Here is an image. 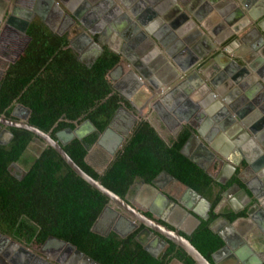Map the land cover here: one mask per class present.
Instances as JSON below:
<instances>
[{"label": "trees", "instance_id": "1", "mask_svg": "<svg viewBox=\"0 0 264 264\" xmlns=\"http://www.w3.org/2000/svg\"><path fill=\"white\" fill-rule=\"evenodd\" d=\"M26 33L31 39L24 53L8 66L0 80V115L15 119L13 109L21 104L30 109L28 123L54 138L57 132L90 120L95 130L72 139L63 148L84 171L122 197L137 178L150 183L163 172L199 192L211 203L209 218L187 237L212 261L223 240L210 224L218 216L214 209L229 183L220 184L182 152L190 130L184 128L167 143L148 121L138 122L117 157L100 172L87 156L120 108V99L112 95L107 80L108 70L118 57L106 53L92 62L82 61L63 37L39 18L30 22ZM10 131L11 140L0 144V231L24 243L45 231L74 244L102 264H168L170 257L195 264L175 245L158 260L145 257L133 235L101 236L73 223L79 205L99 212L107 197L77 176L52 147L46 148L20 178L21 172L11 164L29 163L26 148L33 133L17 127ZM235 217L228 215L229 219Z\"/></svg>", "mask_w": 264, "mask_h": 264}, {"label": "crops", "instance_id": "2", "mask_svg": "<svg viewBox=\"0 0 264 264\" xmlns=\"http://www.w3.org/2000/svg\"><path fill=\"white\" fill-rule=\"evenodd\" d=\"M122 1L127 2L128 0ZM165 1L156 0L155 4L150 5L147 3V5L138 6L137 8L139 17L144 22L141 30H151L153 34L158 35L163 43H165L157 44V47L160 49L161 54L168 58L167 64H154V61L159 59L157 47L155 50H152L150 47H142L141 40H134L132 36L127 34L129 21H125V14L130 15L132 19L134 18L119 0L117 2L121 7V13L112 14L104 26L95 29V32H97L101 28L100 33L91 41L92 48L89 47V54L92 56L91 60H96L106 53H111L118 57V61L108 70L107 80L111 85L112 95H117L120 99V112H118H122V115L134 119L129 124L127 133L117 128L116 123H114L115 128L113 127V129L119 131L128 139L131 133H133L136 123L148 121L157 130L159 136L167 143H170L176 139L184 128H188L190 132H194V126L200 133L197 132L196 138L184 146V154L198 166L211 173L215 180L217 177L223 181L228 180L229 185L237 182L240 187L246 188L249 194L253 191L256 194L262 195V179L258 178V172L255 167H250L246 163L247 158L254 165L256 155V152L253 151L254 146L247 143V141L244 146L235 144L234 135L236 133L231 132V128L235 124L230 123L220 127V123L222 122L217 123L215 118L222 110L223 97H226L234 88H239V85L233 80L234 76L251 74L255 75L258 79V71L264 72V0H234L235 3L233 0H176L178 4H181L182 1L191 4V10L197 15L199 21L190 12H187L188 16L180 18L182 12L175 10L174 6L165 3ZM239 9L242 15H236L232 23H228V15H232ZM107 11L108 14L111 13V10ZM250 13L259 17L263 16L261 24H254L251 15H249ZM227 30L230 33L227 32L228 34H226ZM260 32L263 33V36L260 35ZM153 34L149 33L148 36L156 42ZM194 35L196 36L194 37ZM225 38V42L220 46V42H223ZM208 52L214 55L213 58L205 65L200 66L196 72L183 74V80L186 83L183 85V88L175 91L169 90L167 93L166 91L168 90L163 92V95H168L167 102L160 99L158 102H155V108L149 109L144 105L141 93L133 90L137 82L142 84L147 83V75L148 77L153 76L157 80H160L163 76L172 72V67L180 71L177 61L185 65L194 56L202 58ZM120 60H124V62L117 64ZM233 60L239 63L240 66H234L232 68V75L229 74L226 78L222 79L221 75L225 67ZM133 65L144 70V72L137 71L136 80L129 76V70ZM246 70H248V73ZM194 73H198V76L200 75L205 81H220L214 94L212 92L211 94H207L208 100L201 106L194 99V96L185 97L186 92H191L192 86L198 82V78L194 76ZM229 82L233 83L229 85ZM171 108H175L179 112L181 119L171 115ZM18 114L22 116L26 115V112L18 110ZM255 123L254 120L251 121L252 126H255ZM182 124L184 125L182 126ZM256 134L264 144V127L258 128ZM253 137L255 138V144L261 145L259 139L255 136ZM99 139L103 142L101 146L104 149L106 144L115 143L116 141L114 134L108 131L105 134L102 133ZM216 155H223L225 162L217 163L215 160ZM87 161L95 169L99 170L91 151L87 156ZM232 166L235 168H232ZM156 180L170 196L184 198L188 202H192L193 198L187 192L186 185L173 180L170 176L163 173ZM143 182L145 181L137 178L136 184H133L129 194L136 198L140 196L145 205L156 211H160V216L176 221L175 215H173L174 207L169 204L162 205L163 201L160 198L156 200L155 197L154 200H150V193L152 192ZM246 183H248V186L245 185ZM241 197V192L238 190L231 191L224 198L220 207H216L217 210L214 211L218 216L211 222L210 228L213 227L214 232L219 236L218 232L222 233L227 243L223 249L212 255L213 264H264V219L263 214L260 212L261 207L246 208ZM262 198L264 199V194ZM100 215L101 212H96L93 209L79 205L74 213L72 222L92 231L91 225L100 219ZM228 215H236V217L229 219ZM222 216L225 221L221 218ZM106 233L109 235L115 232L108 229ZM255 233L261 235L257 240L251 238V235ZM11 243L13 242L5 241L1 237L0 254L4 255V251L5 253L9 251L12 259L19 255L20 258L23 256L22 259H26L21 250L22 247H9ZM52 244H56V246L60 245L56 248L55 252L49 248ZM63 246H65V243L62 238L53 236L45 231H39L35 238V246L25 249H28L29 252H36L37 258L35 259L40 260L38 264H50V262L56 264L54 260L58 259L51 258L50 255L55 256L60 254L59 247L61 249ZM155 251L157 254L156 258L146 254L145 251H143V254L145 257L161 260L167 255L169 249L161 251V249L156 248ZM43 253L48 254V257H44ZM72 254L68 253L60 261H69ZM44 258L47 262L44 261ZM18 261L19 259L16 260V263ZM23 262V264H33L35 260ZM82 263H85L84 260L75 261L74 264ZM10 264L14 263L10 261ZM168 264L186 263L177 257H170Z\"/></svg>", "mask_w": 264, "mask_h": 264}, {"label": "water", "instance_id": "3", "mask_svg": "<svg viewBox=\"0 0 264 264\" xmlns=\"http://www.w3.org/2000/svg\"><path fill=\"white\" fill-rule=\"evenodd\" d=\"M33 1V0H32ZM52 1V4H56L54 0H39L36 6L32 7H25L22 8L23 10L30 9V15L32 13H35L37 17H39L47 26L48 28L56 33V30L47 22L46 20V13L41 12L39 9V6L42 4L44 7L45 5L48 6V2ZM76 3H83L82 5L86 7V11L84 13V17L86 19H89L92 17L93 20H96V28L104 26V20L108 19V11L111 10L110 14H119L121 13V7L117 0H75ZM122 2L123 6L129 10V12L133 15V18H131L130 15L125 14V21H129V28H127V34L132 36L134 40H141L142 47H150L152 50L157 47V44H165L160 39V37L156 34H153L151 30L145 29L141 30V26H144L143 20L139 17L138 14V6H144L148 4H155L156 0H128L127 2H124L122 0H119ZM181 1V0H177ZM234 1V0H233ZM63 5L69 10L70 14L73 13V6L71 7L70 4L66 3L65 0L62 1ZM73 2V1H72ZM165 3H168L169 5H172L175 7V10L181 11L182 14L180 15V18H184L187 15V12H190V14L194 15V18H198L197 15L191 10V4L181 2V4H178L176 0H166ZM172 3V4H171ZM235 3V1H234ZM17 4V3H16ZM15 3H12L11 6L16 5ZM7 7V6H5ZM185 9H183V8ZM15 9V6L13 7ZM26 8V9H25ZM151 10V9H150ZM57 15L60 16L63 14V9H57ZM80 11V10H79ZM16 13V12H15ZM241 10H237L232 15H228V23H232V20L236 18V15H242ZM82 12L77 14L76 17H78V20H80L82 27L78 26L79 30H83L88 39L91 41L98 33H100V29L95 32V29L92 30L88 27L86 22L82 18ZM7 18L3 22V16H6ZM14 15V11H10V14H6L5 9L0 10V24L4 23L7 24L9 22V19H12V16ZM251 19L254 21V24H261V20L263 18L259 17L258 15H255L253 13H250ZM264 15V14H263ZM33 17V16H32ZM32 17H30V20L28 19V23H26V28L23 29V32H25L32 21ZM261 18V19H260ZM197 21H199L197 19ZM82 28V29H81ZM264 31V30H263ZM230 33V31H226V34ZM153 34V37L156 39V42L151 39V37L148 36V34ZM61 35V34H59ZM197 35V34H196ZM194 35V37L196 36ZM260 35L263 36V33L260 32ZM63 39L67 42L69 40L67 39V36H62ZM193 37V38H194ZM228 38V37H226ZM226 38L223 40V42H220V46L222 43L225 42ZM28 40L29 37H28ZM190 40V39H189ZM188 40V41H189ZM95 45V44H94ZM158 51V57L159 59H156L154 61V64H167L168 58L161 54L159 51L160 49L156 48ZM213 54L208 52L206 56H202V58H199L198 56H194L189 63L182 64L181 62H178V65L180 66V71L176 69L175 67H172V72L168 73L166 76H163L160 80H157V78H154L153 76H146L147 83L142 84L140 82H137L134 85V91H139L143 98V103L146 107L155 108V102H158L160 99L161 101H166L168 95H163V92L166 91L169 92V90H178L179 88H183V85L186 84L185 80H183V74H188L187 72H193L197 71L200 66L205 65L211 58H213ZM175 59V58H174ZM176 60V59H175ZM16 60L12 61L14 63ZM130 61V60H129ZM124 62V60H120L117 64ZM10 63L7 64L5 67V70L8 68ZM134 64V63H133ZM234 66H240L239 63H237L235 60L230 61L228 66L225 67V70L223 71V74L221 75V78H226L229 74L232 75V68ZM130 69V68H129ZM231 69V70H230ZM137 71H143L136 65H133L131 69L129 70V76L132 79L136 80ZM248 73V70H246ZM150 74V73H147ZM242 74L240 76H234L233 80L234 82L239 85V88H234L231 92H229L226 97H223V106L222 110L218 113V116L215 118V121L217 123H220V127H223L225 125H228L230 123L235 124L233 128H231V132L236 133L235 136V144L244 146V144L249 143L254 146V150L256 152L255 155V162L254 165L246 158V163L250 167H255V169L258 172V178L262 179L263 181V191L262 195L264 194V144L260 141L259 136L256 134L257 129L260 127H264V72L258 71L259 78L255 75L251 74ZM251 75V76H250ZM194 76L198 78V82L194 84L191 88V92H186V96L192 97L194 96V99H196L199 102V105H203V103L208 100L207 94H214V91H216L217 85L220 81H205L204 78H201V76H198V73H194ZM165 77V78H164ZM129 78V77H128ZM200 78V79H199ZM221 79V80H222ZM233 82H229V85ZM164 86V88H163ZM163 88V89H162ZM166 88V89H165ZM218 90V89H217ZM219 92V91H218ZM220 93V92H219ZM192 95V96H190ZM188 98V97H187ZM167 102V101H166ZM198 106V105H197ZM18 110H23L26 112V115L20 116L18 114ZM172 116L180 118L179 112L175 108H171ZM174 111V112H173ZM118 113V112H117ZM116 113V115H117ZM13 116L15 119L7 118L3 115H0V136L4 135L7 137L6 140H0V144H7L11 138H12V132L10 131L9 127H17V128H24L33 133L32 138L28 142V145L32 141H37L40 144V149L36 153L32 155V160L26 165L24 170L21 171V177L22 178L25 173L28 171L30 166L40 157V155L43 153V151L46 148L52 147L55 149L58 154L61 156V158L67 163V165L70 167V169L80 178L85 180L91 188H94L98 190L100 193L105 195L107 197V202L104 205V207H109L112 211L117 213L118 216H120L119 220H122L125 224L128 226V230L125 233H121L119 230H117L115 227H112V231H114L117 235H119L121 238H126L129 235H133V239L141 246L142 250L146 252V254L157 257L156 254V248L161 249V251H167L170 249L173 245H175L177 248H181L183 251L187 253L188 256H190L195 264H213L212 261L208 260L198 249L194 244L190 241V239L187 236H190L195 229L200 225L202 220H206L209 218V211L211 208V203L206 199L203 195H201L199 192L194 190L193 188L186 186L187 192L192 196V202H188L184 198H176L170 196V194L162 188L158 181L155 179L150 183L143 182L148 188H150V200H154L156 197V200L159 198L162 199V205H171L174 207V214L175 220H168L162 216H160L158 213H156L152 209H148L143 204H139L134 202L127 194L125 197L120 196L116 192L112 191L108 187L102 184V182L99 179L94 178L90 174H88L86 171H84L64 150L63 146L66 145L68 142H70L74 138H82L87 135V132L85 134L80 133V130L87 126L91 128V131L95 130L94 125L90 120H85L81 124H77L75 128H65L62 131H59L56 133L55 138L51 135L50 132H45L38 127L28 123V118L30 115V109L18 104L14 107ZM115 115V117H116ZM114 117V118H115ZM110 123V125L106 128V130L103 132L104 134L108 131H112L114 134L116 141L115 145L116 147H120L121 149L123 146L128 142V140L131 138L132 134L129 136L128 139H126L125 135H122L119 131L113 129V125L115 123L114 119ZM255 121V126H252L251 121ZM184 124H182L183 126ZM192 125V124H191ZM194 132L191 131L189 134L188 139L186 140L184 146L196 138L197 132L200 133V131L193 126ZM255 136L259 139L261 145L255 144ZM101 144V140L99 139L97 143ZM27 145V146H28ZM183 146V148H184ZM182 148V152H183ZM27 151V148H26ZM184 153V152H183ZM215 160L217 163L225 162L223 155H216ZM18 161H15L11 164V167L15 170L18 166ZM232 168H235L232 166ZM18 170V169H17ZM163 174H166L167 176H170L173 180L180 182L177 178L169 175L167 172H163ZM160 176V175H159ZM216 181L219 182L222 185H227V181H221L219 177L216 178ZM181 183V182H180ZM136 184V183H133ZM183 184V183H182ZM245 185L248 186V183ZM133 185L130 187L132 189ZM233 190H238L241 192V198L242 202L244 204V207L248 208H260L261 214H263L264 219V199L262 198V195L256 194L253 191L251 194L248 193L246 188H242L239 186L237 182H233L230 185H228L221 194V199L219 203L216 205V207H220V204L224 201V198ZM130 191V190H129ZM129 193V192H128ZM215 207V210L216 209ZM237 212V210H235ZM149 213V214H148ZM174 217V216H173ZM224 221V217H221ZM213 229V227H211ZM214 231V229H213ZM95 233H98L101 236H108V233H99L97 231H93ZM221 236V238L224 241V245L215 251V253H218L221 249L224 248V246L227 243L226 238L222 235V233L218 232ZM0 237L3 238L5 241H11V246L22 247V252L24 254V257L26 255H31L32 257L36 256V252L32 251L29 252L28 249L31 246L30 243H24L17 239H14L10 235H7L0 231ZM261 237L259 233H255L251 235V238L254 240H257ZM66 246V249L68 250V253H73L71 255V259L66 263L62 262L60 260H54L56 264H74L75 261L84 260L85 263L89 264H102L101 262L97 261L96 259L92 258L82 250H80L77 246L74 244L63 240ZM155 246V247H154ZM155 249V250H154ZM21 254V253H20ZM22 254V255H23ZM44 257H48L46 253H43ZM19 255V254H17ZM23 256L20 255L14 257L12 259L11 255L8 253H5L4 255L0 254V264H10V261L14 264H23V261H21ZM53 258V257H52ZM19 259L18 263H16V260ZM44 261L47 262V260L44 258ZM84 263V264H85ZM50 264H53L50 262ZM83 264V263H82Z\"/></svg>", "mask_w": 264, "mask_h": 264}, {"label": "flooded vegetation", "instance_id": "4", "mask_svg": "<svg viewBox=\"0 0 264 264\" xmlns=\"http://www.w3.org/2000/svg\"><path fill=\"white\" fill-rule=\"evenodd\" d=\"M38 1L39 0H33L32 2L28 0H0V10L5 9L6 13L7 11H12V10L14 11V15L12 16V19H9V22L7 24H4V23L0 24V80L3 77L5 71L7 70V69L5 70V67L7 66V64L8 63L11 64L12 61L18 60L20 56L24 53V50L26 49L27 44L30 42V40H28V37L29 39H31V37L26 33V31L23 32V29L26 28V23H28V19L30 20V17L32 16H33L32 20H34L35 18H39L37 17V15H35V13H32V15H30V12H29L30 9L23 10L22 8H24V6L27 8L32 7V3H33V6H36ZM62 1L63 0H54L56 4L54 3L52 4V1L50 2V4L48 2V6L45 5V7L41 4L39 6V9L41 10V12L46 13L47 22H49V24L54 28V30L59 32L58 34H61V36H65V35L67 36V39L69 40L68 46L73 48L76 51L80 60L85 61V62L94 61L95 59L91 60L92 56L89 54V49L92 48L93 45H91V40L88 39L84 31L83 30L81 31L78 29V26L82 27L81 26L82 24L80 20H78V17L76 16L77 14L82 12V15L80 14L82 18L80 17V19L84 20L86 24L88 25V27L91 28L92 30L96 29L95 25L97 21L93 20L92 17L91 18L89 17V19H86V17H84L85 12L83 11H86L87 9L85 6L82 5L83 3H76L75 0H65L67 4L69 3L71 7L73 6V12L75 14L73 13L70 14L69 10L63 5ZM12 3H15V4L17 3V4L11 6ZM14 6H15V9L13 8ZM57 9H63L64 11L63 14L58 16L57 12L59 11H57ZM110 16H112V14H110ZM107 17L110 18L109 14L107 15ZM6 18H7V15L3 16V22ZM107 20L106 19L104 20V24L107 23ZM119 112L117 113L118 114L117 119L115 118L116 127L120 128L122 132L127 133L129 124H131L134 119L130 117H126L122 115L123 114L122 112L121 113ZM87 132H90V133L92 132L91 128L87 126H84L80 130V133H83V134ZM6 139H7L6 136L4 135L0 136V140H6ZM97 141L94 147H92L90 151L92 153V157L95 159V163L98 165L99 171L103 172L104 169L107 167V165L117 157V154L121 148L118 146L116 147L115 143H111V144H106L105 149H104L101 146L100 142L97 143ZM101 143L103 142L101 141ZM38 149H40V144L35 140L32 141L27 146L26 161L30 162L32 160V155L36 153ZM26 165L25 164L22 165L19 163L17 166L18 171L24 170ZM135 182L136 180L134 181V183ZM129 196L132 200H134V202L143 204L148 209H152L151 207L143 203V199H141L140 196H138V198L130 194ZM154 211L160 214V211H156V210ZM99 212H101L100 219H98L91 225L92 231H97L99 233H106L108 229L112 230V227H115L121 233H125L128 230L127 224H125L122 220H119L120 216H118L117 213L112 211L109 207L103 206L99 210ZM30 244L32 247L35 246V238L30 242ZM58 246H56V244L54 245L52 244L51 247L49 246V248L53 252H55ZM59 250H60L59 251L60 254L55 255V256L50 255V257L57 258L58 260H61L62 258L63 260L68 255L67 253L68 250L66 249L65 246H63L61 249L59 247ZM25 258L26 259H22L21 261L32 262L34 259L35 263L33 264H38V262H40V260L38 261L37 259H35L37 258V256L32 257L31 255H26ZM65 262L67 263L68 261L65 260Z\"/></svg>", "mask_w": 264, "mask_h": 264}, {"label": "rangeland", "instance_id": "5", "mask_svg": "<svg viewBox=\"0 0 264 264\" xmlns=\"http://www.w3.org/2000/svg\"><path fill=\"white\" fill-rule=\"evenodd\" d=\"M28 1L32 2L31 0H28ZM8 13L10 14V11H7V13H6V14H8ZM113 127H114V125H113ZM114 128H115V127H114Z\"/></svg>", "mask_w": 264, "mask_h": 264}]
</instances>
